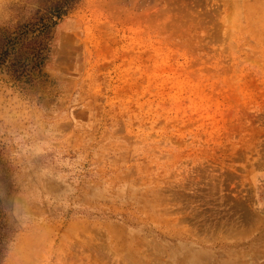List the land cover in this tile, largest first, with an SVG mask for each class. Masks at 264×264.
Wrapping results in <instances>:
<instances>
[{"label": "rangeland", "instance_id": "1", "mask_svg": "<svg viewBox=\"0 0 264 264\" xmlns=\"http://www.w3.org/2000/svg\"><path fill=\"white\" fill-rule=\"evenodd\" d=\"M52 5L0 0L50 46L0 70V264H264V0Z\"/></svg>", "mask_w": 264, "mask_h": 264}, {"label": "trees", "instance_id": "2", "mask_svg": "<svg viewBox=\"0 0 264 264\" xmlns=\"http://www.w3.org/2000/svg\"><path fill=\"white\" fill-rule=\"evenodd\" d=\"M73 1L51 0V3L54 5L49 7V10L54 8L58 12L61 5L70 6ZM38 24L41 25L35 31L43 33L48 29V21L45 24L41 22H38ZM24 27L27 26H18L11 34L0 29V70L2 72L3 69H6L12 70L14 75H32V72L35 70L40 72L39 67L49 56V45L39 42L37 46H31L32 44L29 42L26 43L29 31L25 30ZM12 34H14V37L11 36ZM21 69L22 72H20Z\"/></svg>", "mask_w": 264, "mask_h": 264}, {"label": "bare ground", "instance_id": "3", "mask_svg": "<svg viewBox=\"0 0 264 264\" xmlns=\"http://www.w3.org/2000/svg\"><path fill=\"white\" fill-rule=\"evenodd\" d=\"M19 254L23 257V259L33 257V252H32V249L30 248L20 250Z\"/></svg>", "mask_w": 264, "mask_h": 264}]
</instances>
